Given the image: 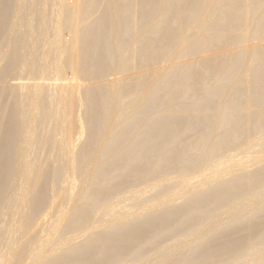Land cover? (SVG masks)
Returning <instances> with one entry per match:
<instances>
[{"label":"bare ground","instance_id":"obj_1","mask_svg":"<svg viewBox=\"0 0 264 264\" xmlns=\"http://www.w3.org/2000/svg\"><path fill=\"white\" fill-rule=\"evenodd\" d=\"M0 264H264V0H0Z\"/></svg>","mask_w":264,"mask_h":264},{"label":"rangeland","instance_id":"obj_2","mask_svg":"<svg viewBox=\"0 0 264 264\" xmlns=\"http://www.w3.org/2000/svg\"><path fill=\"white\" fill-rule=\"evenodd\" d=\"M61 28L64 30V32L66 31V26L62 25Z\"/></svg>","mask_w":264,"mask_h":264}]
</instances>
